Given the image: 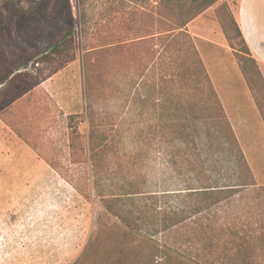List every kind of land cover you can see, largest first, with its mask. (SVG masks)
<instances>
[{"label":"rangeland","instance_id":"rangeland-1","mask_svg":"<svg viewBox=\"0 0 264 264\" xmlns=\"http://www.w3.org/2000/svg\"><path fill=\"white\" fill-rule=\"evenodd\" d=\"M238 4L217 0L191 22L234 55L264 126V74L231 48L245 52L235 31ZM180 15L171 0H0V75L21 64L0 97L13 103L51 78L56 83L51 102L27 115L36 122L24 133L27 147L0 148L11 153L0 155V264H76L90 243L87 264L114 263L122 232L102 196L129 200L149 219L143 233L163 246L164 212L200 216L202 198L186 189L197 181L213 185L220 169L228 177L238 169L234 154L232 164L222 147L206 145L224 136L206 116L228 117L210 96L214 86L197 65L193 36L174 31L186 17ZM62 36L65 44L53 48ZM213 102L214 113L203 108ZM245 158L256 187L211 207L222 225L264 208V148ZM136 191L145 194L128 195ZM133 242L137 254L153 253Z\"/></svg>","mask_w":264,"mask_h":264},{"label":"trees","instance_id":"trees-1","mask_svg":"<svg viewBox=\"0 0 264 264\" xmlns=\"http://www.w3.org/2000/svg\"><path fill=\"white\" fill-rule=\"evenodd\" d=\"M175 2L179 8V13L186 16L174 31H182L198 15L211 7L217 0H171ZM180 15V17H183ZM68 19H72L69 14ZM235 31L243 51L231 47L235 54L243 57V53L251 57L250 50L244 40V37L237 25L235 19ZM71 28V26H70ZM184 34L183 32H180ZM71 36V32L69 33ZM67 38H62L55 44L53 48L65 44ZM19 57V56H18ZM254 60V59H252ZM14 64L17 59L12 60ZM31 60H27V63ZM255 61V60H254ZM25 63V65H27ZM257 63V62H256ZM197 65L205 71L204 65L200 59ZM16 68L11 69L7 74L0 75V86L2 91L7 89V85L15 69L21 67L16 63ZM2 72V70H0ZM206 77V76H205ZM204 77V78H205ZM206 82L208 79L206 77ZM211 98L217 99L214 90L210 93ZM209 96V97H210ZM218 103V101L216 102ZM214 110V109H213ZM206 121L212 124L216 129L221 131L227 143L234 148L238 166L239 182L234 186H213L210 182L199 184L198 188H187L189 194L198 193L200 195L202 210L200 216L193 221L190 217H183L184 212L169 211L164 212L162 223H159L161 235L165 238V244L160 246L151 240L149 236L143 233V229L147 225V217L142 216L131 205L129 200L123 196H102L103 206L109 217L116 220L119 225H114L122 232L116 245L114 263L112 264H264V208L260 204V211L247 218H240L232 225H222L220 219L216 215H211V207L220 206L230 200L234 191L241 188H254L256 183L250 180V169L246 162L244 153L238 147L232 128L225 117L218 119L216 116H206ZM90 142L96 145L95 132L92 131ZM97 149H93L94 153ZM98 154L94 155V161L97 160ZM201 173L203 177L209 178L205 168ZM207 176V177H206ZM262 191L264 189H261ZM145 193L136 191L128 195L142 196ZM154 197V195L152 196ZM149 237V238H148ZM130 240L129 243L127 242ZM140 240L149 246L153 253L148 256L147 252H135L134 240ZM173 245L170 248L168 245ZM176 247V248H175ZM93 254V246L90 243L82 258L76 264H87Z\"/></svg>","mask_w":264,"mask_h":264},{"label":"crops","instance_id":"crops-1","mask_svg":"<svg viewBox=\"0 0 264 264\" xmlns=\"http://www.w3.org/2000/svg\"><path fill=\"white\" fill-rule=\"evenodd\" d=\"M234 17L250 50L251 58L257 62L264 74V0H239ZM196 21L197 19L189 23L182 31L193 36L202 62L212 80L215 94L224 108L239 144L242 146L243 153L251 156L254 151L264 148V126L260 113L240 74L234 55L219 37H208L205 30L198 29L195 26ZM201 30L202 32H199ZM54 81L55 78L49 79L29 91V93L21 95L13 103H10L7 94L0 97V101L3 103L0 107V148L27 147L23 141L25 139L24 133L31 128H35L36 124L35 119L32 121L26 119L27 115L36 110V106L45 107L46 101L51 102L49 97H54L52 91L56 85ZM2 89L3 86H0V91ZM41 100L43 103L40 102ZM214 107L215 103L213 102L212 105L207 104L203 108H210L214 113ZM33 116L35 115L33 114L31 118ZM193 120L200 121L201 119L195 118ZM37 125L42 130H46L47 126L52 130L50 123L47 125V121H41L40 123L37 120ZM220 138L217 142L209 141L206 145L211 147L219 145L224 153L228 154V162L235 164V160L233 161L234 153L230 145L224 136ZM6 154L11 153L0 151V155ZM205 163L209 164L208 161H205ZM220 170L221 173L218 174L217 178L212 176V180L215 181L213 186L225 187L238 184V169H233L230 177L224 174V169ZM198 183V181L194 183V188L199 187Z\"/></svg>","mask_w":264,"mask_h":264}]
</instances>
